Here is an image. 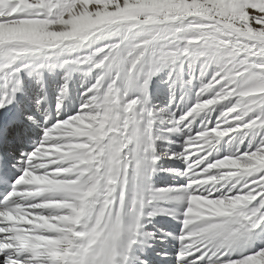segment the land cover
Listing matches in <instances>:
<instances>
[{"label":"snow or ice","instance_id":"obj_1","mask_svg":"<svg viewBox=\"0 0 264 264\" xmlns=\"http://www.w3.org/2000/svg\"><path fill=\"white\" fill-rule=\"evenodd\" d=\"M0 264H264V0H0Z\"/></svg>","mask_w":264,"mask_h":264},{"label":"bare ground","instance_id":"obj_2","mask_svg":"<svg viewBox=\"0 0 264 264\" xmlns=\"http://www.w3.org/2000/svg\"><path fill=\"white\" fill-rule=\"evenodd\" d=\"M157 219H158V220H163V218H161V217H158ZM164 219H165V218H164Z\"/></svg>","mask_w":264,"mask_h":264}]
</instances>
